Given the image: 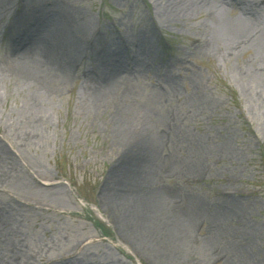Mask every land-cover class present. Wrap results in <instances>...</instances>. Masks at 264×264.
<instances>
[{
  "label": "rangeland",
  "instance_id": "rangeland-1",
  "mask_svg": "<svg viewBox=\"0 0 264 264\" xmlns=\"http://www.w3.org/2000/svg\"><path fill=\"white\" fill-rule=\"evenodd\" d=\"M131 159L144 223L117 196ZM8 241L28 264H264V0H0Z\"/></svg>",
  "mask_w": 264,
  "mask_h": 264
},
{
  "label": "bare ground",
  "instance_id": "bare-ground-1",
  "mask_svg": "<svg viewBox=\"0 0 264 264\" xmlns=\"http://www.w3.org/2000/svg\"><path fill=\"white\" fill-rule=\"evenodd\" d=\"M65 46H68V45L66 44ZM68 47H64V49H67ZM54 48L52 49V51L55 52L56 54H59L60 51L65 52L64 50H62V48L57 47L56 48L57 50ZM67 51H68V49H67ZM19 61H20L21 68H22L21 70L25 74H29L30 73L29 68L26 66L27 62H25L23 59H19ZM142 155H143V152L141 150L135 156L140 158ZM137 160L138 159H131L130 162L129 161L126 162L124 164V166H122L121 171L118 173L119 178H117V183H118L117 186H119V187H118V191H117L118 192L117 196H119L120 201L121 200L124 201L122 203H124L123 205L125 206L124 208L126 209L125 212L127 211L131 217L133 216L135 218L134 223H140V221L144 223L146 220L148 221V220L152 219L151 210L153 209V207L151 206V204H153V203L156 204V201L149 200V196L154 197L156 200L155 195H157V194H149V195H146L145 197L144 196L141 197L137 193L140 190H136V188H134L131 183L124 184L120 180L122 178L132 177V175H133L132 171L135 168V164H133V162L137 163ZM132 166H134V168ZM114 182H116V180ZM122 184H124V185H122ZM120 188H123L125 195H122V193L120 192ZM133 194H135V195H133ZM115 208H119V206L117 205ZM122 211L124 212L123 207H122ZM149 212H151V213H149ZM123 220L124 219H122V221ZM132 222H133V220H132ZM126 223L129 224L128 222H126ZM166 223L168 225H170V223L168 221H166ZM161 225H163V224L162 223L158 224V226H161ZM6 238L7 237H5V239ZM18 258H19V255L17 254L15 243L8 241L7 245L0 246V264H28V263L23 262L21 259L18 260Z\"/></svg>",
  "mask_w": 264,
  "mask_h": 264
}]
</instances>
